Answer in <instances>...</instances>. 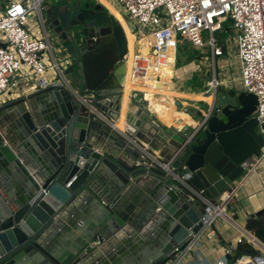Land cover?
Here are the masks:
<instances>
[{"label": "water", "instance_id": "water-1", "mask_svg": "<svg viewBox=\"0 0 264 264\" xmlns=\"http://www.w3.org/2000/svg\"><path fill=\"white\" fill-rule=\"evenodd\" d=\"M59 7H43L44 23L47 31L56 36L60 60L69 63L64 73L75 72L79 91L94 93V107L109 120H117L123 95V60L128 49L123 26L94 0H65ZM124 23L131 33L133 22ZM37 94L42 101H30ZM127 98L124 117L138 128L131 133L149 150L159 151V159L169 161L172 170L183 172L188 184L207 199L228 191L241 174L240 163L263 143L253 113L256 100L252 93H234L233 104L206 105L208 117L192 135L172 128L145 134L143 122L148 119V110L139 107L133 111V98L130 94ZM0 108L4 110L0 114V166L9 172L17 171L21 177L15 200L0 195V264H18L27 258L37 264H77L92 243L102 240L99 228L109 234L117 224H123V219L113 212L112 203L125 189L150 181L146 176L155 180L146 190L149 210L141 226H150L161 213L163 220L151 241L153 255L144 264H164L172 259L173 247L182 248L202 224L203 211L198 201L181 187L173 186L166 171L150 165L142 151L135 158L137 164L129 165L89 141L98 120L83 114L84 103L62 83L31 92L19 90ZM170 137L174 143L167 142ZM22 152L37 157L34 173L22 165ZM97 181L102 182L108 197L101 209L108 220L75 227L76 234L58 252L44 248L42 238L53 218L78 191ZM102 264H114V260L107 256Z\"/></svg>", "mask_w": 264, "mask_h": 264}, {"label": "built area", "instance_id": "built-area-1", "mask_svg": "<svg viewBox=\"0 0 264 264\" xmlns=\"http://www.w3.org/2000/svg\"><path fill=\"white\" fill-rule=\"evenodd\" d=\"M43 1L0 0V102L15 97L19 90L34 91L62 83L84 103V115L110 122L94 107V93L80 92L70 85L64 73L69 63L58 60L56 36L49 34L45 27L43 7L46 4ZM110 1L117 3L116 11L124 20L134 24L131 32L133 55L128 73L135 84L145 86L149 81H159L162 77L157 71L159 67L169 66L173 73L177 44L186 41L199 51V57L203 51L207 52L210 65L206 74L210 75L208 84L213 88V94L220 86H226L235 93H252L256 100L253 113L263 143L255 154L240 163L241 174L232 182L230 189L215 199L204 197L200 190L188 184L183 172L172 170L169 161H161L145 143L134 141L149 158V164L165 170L174 181L172 185L185 190L198 201V208L203 211L199 229L191 234L182 248L174 246L172 259L164 264H264V241L247 229L241 230L237 242L245 241L250 248L231 261L235 244L224 243L223 254L212 262L202 253L203 237L208 240L209 246H217L220 240L217 219L226 217L227 211L231 215L234 213L228 210L227 204L234 197L235 186L253 173H256L260 183L264 179V0ZM143 46L147 48L145 53L140 52ZM228 49L234 50L236 55L238 85L234 84L233 78L220 79L218 76L217 67L227 62L225 55ZM126 57L127 54L123 60L125 67ZM193 70L199 71L198 68ZM207 117L206 112L198 124L186 133L192 135L204 125Z\"/></svg>", "mask_w": 264, "mask_h": 264}, {"label": "crops", "instance_id": "crops-1", "mask_svg": "<svg viewBox=\"0 0 264 264\" xmlns=\"http://www.w3.org/2000/svg\"><path fill=\"white\" fill-rule=\"evenodd\" d=\"M105 1L111 6L109 0ZM159 68L162 73L164 72L163 77L159 80L164 86L163 90H156L137 84H128L130 87L129 94L132 96L134 102L132 110L135 111L139 107L147 108L148 113L145 112V115L148 119L143 122L145 134L150 135L156 130L162 132L166 128H172L175 131L183 133L189 132L198 124L202 115L206 113V105L208 104H205L201 108L197 107L198 112L196 113L198 114L193 112L189 114L184 111L187 100L195 99L194 96L199 93L187 94L182 91L175 92L169 90L170 84L167 79L169 66ZM136 95L138 98H136ZM12 96H15V94ZM172 96L177 98L172 101ZM167 98H171V102ZM196 99L204 100L203 97ZM32 100H36L37 103L42 101L40 94L32 97L30 101ZM6 101L7 99L0 102V105ZM38 106L40 107L41 105L38 104ZM2 112L4 110L0 108V114ZM110 122L113 124L110 125ZM110 122L99 120L96 131L89 141L101 151H106L113 157H120L129 165L137 164L135 158L137 157V153L142 150L134 143V141L138 143V140L135 138L134 132L132 134L130 131L131 129H135L132 123L126 120L125 117L124 128H118L116 120H111ZM129 127L131 128L130 130H128ZM135 130H138V128ZM164 139L166 141V137ZM174 141L171 137L167 139V142L174 143ZM11 146L15 150L16 145L13 143ZM154 152L159 157V151ZM20 155L22 156L20 158L22 165L28 171H33L38 162L37 157L26 156L24 152ZM262 168L264 169V163ZM147 177L150 178V181L140 187L134 185L133 188L125 189L121 192L119 198L112 203L113 212L123 219V224H117V228H114L115 230L109 234L104 233L99 228L98 232L102 240L92 243L91 249L84 252L77 264H102V262L107 260V256L114 260V264H144L146 260L152 257L154 246L151 241L160 230L163 213L158 215V219L150 226L147 223L141 226L149 210L147 203L148 193L146 190L148 188L151 189L152 182L155 180L152 176ZM262 181L260 183L256 173H253L235 186L234 200L228 206V210H232L234 213L231 215L230 211H227L226 217H219L217 219V225L220 226L219 232L221 233L217 246H209L208 240L203 237V255L208 250L215 248L214 251L219 252V255L213 259L215 260L223 254L224 243L235 244L237 242V238L241 236V230L246 229L244 225L247 217L264 206V179ZM20 182L21 177L18 176L17 171L9 172L0 166V195L2 197L11 201L15 200ZM101 183V181H97L91 187L78 191L53 218L52 223L42 238L41 245L44 248L58 252L64 249L67 243L71 241V235L76 234L75 227L93 226L108 220L101 210L105 204L104 201L108 200ZM113 216H110V218H113ZM18 264H37V262L33 258H27Z\"/></svg>", "mask_w": 264, "mask_h": 264}, {"label": "rangeland", "instance_id": "rangeland-1", "mask_svg": "<svg viewBox=\"0 0 264 264\" xmlns=\"http://www.w3.org/2000/svg\"><path fill=\"white\" fill-rule=\"evenodd\" d=\"M52 1L53 0H44L43 3L44 4H50ZM97 2L101 3L99 0ZM101 4H102V6H104L107 9V11L109 13H111V11L103 3H101ZM110 5L112 6L113 9H115V10L118 9L117 3L110 1ZM33 19H35V18H33ZM48 33L52 34L51 31H48ZM178 45L179 44H177V46ZM185 46L186 47L184 49L180 50L179 52L176 51L175 64L173 66V73H172L171 68L169 67V74L167 76V79L169 80L170 87L168 89L171 91H175V92L182 91V92L187 93V94L195 93V92H190V85L187 83V79L191 76V74L195 73L197 75V77L199 78L201 84H202L201 94L209 95L212 97V99L209 102H206L204 100H200V101H203V103L200 102L199 99H189V100H187V104L184 107L185 108L184 111H186L189 114L192 112L196 113V112H198L197 107L201 108V107H204L205 104L210 105L211 103L219 104V105H224L227 103L233 104L234 98H232V96H230L228 94L229 89H227L226 86H224V87L220 86L221 89L219 88L218 90H216L215 94H213V88H211V86L208 84V82L210 81V75L206 74L207 69L209 68V65H210V59L207 56L208 55L207 52L203 51L201 57H199L197 59V61L184 62L185 50L193 48L189 43H187ZM205 50H206V48H205ZM205 55H206V58H204ZM235 56L236 55H235L234 50L228 49V51L226 52V55H225V57L227 58V62H223L222 65L218 66L217 71H218V76L220 79L221 78L222 79L223 78H228V79L233 78L234 84H237L236 78L238 77V63L235 59ZM176 58H178L177 59L179 61L178 64L176 62ZM58 60H60L59 57H58ZM194 68H198L199 71H194L193 70ZM161 75H162V73H161ZM67 77L69 79L70 85L73 88L80 90L79 78L76 75V73L75 72L69 73L67 75ZM162 77H163V75H162ZM136 98H138L137 95H136ZM171 98L173 101V99H175L177 97L172 96ZM171 98H167V100L171 102ZM200 98H202V97H200ZM179 104L182 105V103H180V102H179ZM196 114H198V113H196ZM196 116H198V115H196ZM214 250H215V248L210 249L204 253V255L207 257V259L210 262L215 257H217V255H219V252L217 253Z\"/></svg>", "mask_w": 264, "mask_h": 264}, {"label": "trees", "instance_id": "trees-1", "mask_svg": "<svg viewBox=\"0 0 264 264\" xmlns=\"http://www.w3.org/2000/svg\"><path fill=\"white\" fill-rule=\"evenodd\" d=\"M103 10L106 11L107 13H109L104 6H103ZM178 44L179 45L176 48L177 52L184 49L186 47L185 45L187 44V42L181 41ZM198 58H199V51L197 49L192 48V49H186L185 50L184 62L197 61ZM177 59L178 58H176V62L178 64L179 61ZM130 65L131 64H129V68H130ZM157 71L162 73L160 68H158ZM162 75H163V73H162ZM187 83L190 85V92H195V93H201L202 92V84H201L199 78L197 77V75L195 73L191 74V76L187 79ZM219 88L221 89V87H219ZM219 88H217L216 90H218ZM234 93H235L234 90H228V94L230 96H232ZM200 102L203 103V101H200ZM233 200H234L233 198H231L229 200L227 207L232 204ZM244 226L247 230L254 232L255 236L259 240L264 241V206L260 209L258 214L249 215L247 217V220H246ZM246 248H250V246L245 241L236 242L235 248H234L232 254L230 255L229 260L231 261L234 257L240 255Z\"/></svg>", "mask_w": 264, "mask_h": 264}, {"label": "bare ground", "instance_id": "bare-ground-1", "mask_svg": "<svg viewBox=\"0 0 264 264\" xmlns=\"http://www.w3.org/2000/svg\"><path fill=\"white\" fill-rule=\"evenodd\" d=\"M99 1H101L111 11V13L115 16V18L121 23V25L123 26V29L125 31L126 37H127V48L128 49H127V57H126L125 75H124V80H123V95L120 99L121 113H120V116L118 117V119L116 120V126L118 128H124L125 127L124 114H125L126 107L128 105V98L127 97H128L129 91H130V87L128 84H135L134 81L130 80L129 73H128L129 72V64H131L132 55H133V34L128 31L127 27L125 26V23H124L122 16L115 9H113L111 6H109V4L105 0H99ZM146 50H147V48L145 46L140 48V52H142V53H145ZM146 86L148 88H152V89H156V90H163V88H164L163 84L160 83L159 81H157V82L149 81L148 84L145 85V87ZM200 97H203L204 101H206V102H209L212 99L211 96L204 95L201 93L194 96L195 99L200 98Z\"/></svg>", "mask_w": 264, "mask_h": 264}, {"label": "flooded vegetation", "instance_id": "flooded-vegetation-1", "mask_svg": "<svg viewBox=\"0 0 264 264\" xmlns=\"http://www.w3.org/2000/svg\"><path fill=\"white\" fill-rule=\"evenodd\" d=\"M65 3V0H53L50 4H49V7H52V6H57L59 7L61 4H64ZM62 10V7H59V10ZM65 10V8H64ZM45 27L47 28V25H45ZM49 31V30H48Z\"/></svg>", "mask_w": 264, "mask_h": 264}]
</instances>
